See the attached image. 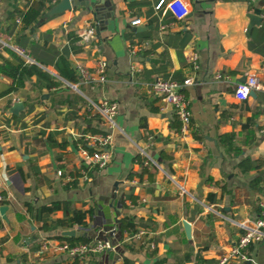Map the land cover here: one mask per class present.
Instances as JSON below:
<instances>
[{
	"label": "crops",
	"instance_id": "crops-1",
	"mask_svg": "<svg viewBox=\"0 0 264 264\" xmlns=\"http://www.w3.org/2000/svg\"><path fill=\"white\" fill-rule=\"evenodd\" d=\"M35 1L0 0L2 56L9 57L4 48L17 52V47L23 58L55 77L52 88L38 86L33 75L22 88L5 92L12 79L0 74V194L1 206L7 207L5 218L0 215V264L20 259L24 264H71L64 251H38L45 242H66L59 236L73 228L90 242L107 239L124 212L139 219L142 239L117 235L115 250L91 253L88 259L176 264L177 257L189 255L183 264H193L199 253L215 263L243 233L241 224L259 217L264 199V89L244 99L235 96V85L248 74H256L264 86V0H184L190 13L180 21L156 10L159 0H71L70 10L43 16L23 30L20 18L10 16ZM255 10L261 22L248 32L247 14ZM136 18L141 23L132 25ZM88 24L99 33L85 43L79 32ZM129 46L136 51L131 53ZM65 47L74 82L58 76L53 66ZM99 58L107 62L106 83H81L73 64L91 68ZM217 72L228 74L230 82L217 80ZM189 77L194 84L183 93L191 112L190 132L182 135L177 114L163 109L150 84ZM102 99L117 102L118 113L111 159L98 168L82 160L78 148L87 135L105 130L94 108ZM15 102L22 104L18 113L12 109ZM225 135L232 136L222 140ZM142 152L154 161L150 174L130 176L140 171L135 158ZM77 174L75 185L67 188ZM120 199L125 209L118 206ZM54 201L88 211V226L43 229L34 210ZM63 217V210H57L49 221ZM183 220L190 223V239ZM250 246L252 261L246 264H264V238Z\"/></svg>",
	"mask_w": 264,
	"mask_h": 264
},
{
	"label": "built area",
	"instance_id": "built-area-1",
	"mask_svg": "<svg viewBox=\"0 0 264 264\" xmlns=\"http://www.w3.org/2000/svg\"><path fill=\"white\" fill-rule=\"evenodd\" d=\"M59 0H50V5H55ZM154 8L161 11V14H169L173 21H180L187 18L190 13L189 5L184 0H159ZM19 21V19L17 20ZM141 23L140 18H136L131 21L132 25H138ZM165 25L161 26L164 29ZM79 38L89 43L96 38L95 28L92 24L86 25L79 32ZM17 52L23 54V51L19 48H15ZM131 53L136 50L133 46H129ZM197 56H192V61L195 63ZM264 58V55H263ZM26 62L32 63L33 61L26 58ZM107 62L104 58L96 60L93 67H86L79 63H74L73 68L77 73L79 80L84 84H105L107 81L106 76ZM217 80L222 82H230V76L221 72L215 74ZM194 84V79L184 78L182 81H176L172 79H155L150 84L151 93L155 94L161 99L163 109L169 108L175 111L180 122V132L182 135H186L190 132L191 123V112L189 109V101L183 93V88ZM235 96L239 99H244L249 95L250 91L257 89H264L259 77L256 74H248L245 81L239 82L235 85ZM95 110L98 112L101 118V123L105 130L103 133L98 135H87L85 143L90 148H86L82 145L79 146L78 152L82 160L91 162L98 168L105 167L110 159L111 152L109 147L113 143L112 131L115 127V117L118 113V104L113 100L102 99L100 102L94 104ZM262 120L264 121V113L262 114ZM142 155L145 156V164H153L154 161L144 152ZM83 172V171H82ZM60 175L61 172L58 171ZM3 196L0 194V206L3 202ZM260 215L251 223H242L243 233L237 238V240L229 246V248L221 254L215 263L213 264H246L252 261V258L247 253V248L257 243L264 238V199L260 201ZM109 237L107 239L95 238L92 242L70 244L64 242L57 246H51L50 243L45 242L39 249L38 253H42L51 247L60 251L66 252L71 259L76 257L88 259L91 253H97L103 250H115L113 242L116 240L117 226L116 223L108 230ZM145 234V230L138 228L137 231L130 235V238L142 239ZM146 247L150 250L155 248L152 242L144 241Z\"/></svg>",
	"mask_w": 264,
	"mask_h": 264
},
{
	"label": "trees",
	"instance_id": "trees-1",
	"mask_svg": "<svg viewBox=\"0 0 264 264\" xmlns=\"http://www.w3.org/2000/svg\"><path fill=\"white\" fill-rule=\"evenodd\" d=\"M47 1L50 0H37L32 4H30V6L25 11L14 12L10 16V18L15 19L18 16L22 23V29L27 30L30 26L35 24L41 17L44 16V12L46 9L50 8L51 6L50 4H47L46 6ZM73 41H75V38H72L70 40V48L72 49H74ZM4 50L8 52L9 57L2 56L0 52V74L6 75L12 79V84L7 88L5 92H12L22 88L24 86L25 81L30 79V77L33 75L36 76V83L40 87L52 88L55 85V77L52 74H50L47 70H44L41 66H39L36 63L26 62L25 58H23L20 54L9 48H4ZM67 51L68 50L65 47L63 51L58 55L56 61L53 63V66L58 76L64 78L65 80L74 82L76 80V76L74 75V72L70 67L69 61L67 60V55H66ZM29 54L32 55L31 52H29ZM34 58L39 60L35 56ZM140 127H142V129L145 132L147 131L146 129L147 124L144 118H142L140 121ZM231 136L232 135L222 136V140L229 139ZM81 145L90 149L85 143V141H81ZM135 160L140 165V171L131 172L130 176L137 174L139 177H142L143 174L145 173L150 174V170H149L150 164L149 165L144 164L145 156L137 155ZM83 173L85 174V172ZM78 175L79 174L73 175V177L66 183L67 188L75 185L74 183L77 181ZM129 197L131 200L134 199L133 195H130ZM118 206H120L122 209L126 208L123 199L118 200ZM26 208L29 212L32 210L28 204H26ZM57 210H63L64 217L61 219H56L54 221H49L50 214H52L54 211ZM34 211H35L36 219L38 221H42L43 229H47V228L50 229L57 227H64L68 229L74 226L79 228H86L88 226V222L86 221L88 211L77 209L74 206H71V203L69 202L54 201L49 204L42 205L39 208L35 209ZM140 223L141 222L134 214L129 212H124L123 215L118 220H116V226H117L116 236L118 235L119 238H123L125 234L133 235L137 231ZM59 237L65 239L66 242L72 245L80 244V243H88L90 242L91 239V237L80 236V235H76V236L60 235ZM2 242L3 241L0 239V244ZM249 249H247V253L251 257ZM187 259H189V255H185L183 259H179V257H177L175 259L176 262L178 261L176 264H183V262ZM165 261H166L165 259H156L153 264H164ZM124 263L128 264L131 263V261L124 258ZM17 264H24V262H22L20 259V262ZM71 264H97V263L92 259L76 257L72 260ZM193 264H212V263L211 261L204 259L199 253H197L194 258Z\"/></svg>",
	"mask_w": 264,
	"mask_h": 264
},
{
	"label": "water",
	"instance_id": "water-1",
	"mask_svg": "<svg viewBox=\"0 0 264 264\" xmlns=\"http://www.w3.org/2000/svg\"><path fill=\"white\" fill-rule=\"evenodd\" d=\"M72 8V1L71 0H59L58 3H56L53 7H51L49 9V11L44 15V17H47V16H50V15H55V14H58V13H61L65 10H70ZM248 16V19H249V23H248V27H247V30L248 32L251 30V28L254 26V25H259L260 22H261V17H260V12L259 10H255L254 12L252 13H248L247 14ZM99 33V29L97 28L96 29V34ZM0 44H1V41H0ZM251 95H254V91H251L250 92ZM22 108V104L20 102H15L13 104V111L15 113H18V110H20ZM7 207L6 206H0V215L5 218V211H6ZM183 224V227H184V231H185V234H186V237L188 239L191 238V227H190V223L187 222L186 220H183L182 222ZM63 235L65 236H76V235H79V233L77 232L76 229H70V230H65L62 232Z\"/></svg>",
	"mask_w": 264,
	"mask_h": 264
}]
</instances>
